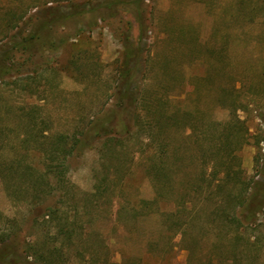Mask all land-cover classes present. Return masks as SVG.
Here are the masks:
<instances>
[{
  "label": "rangeland",
  "instance_id": "374dc122",
  "mask_svg": "<svg viewBox=\"0 0 264 264\" xmlns=\"http://www.w3.org/2000/svg\"><path fill=\"white\" fill-rule=\"evenodd\" d=\"M29 33L39 35L30 52L8 54ZM0 59L14 66L0 80V254L9 256L0 264H43L24 249L47 239L62 248L55 264H264V211L251 234L256 246L241 257L212 213L229 201L199 203L203 154L216 122L231 115L244 121L235 162L248 199L264 202V0H0ZM121 102L135 109L130 132L105 134ZM159 106L189 111L179 117L190 124L171 130L174 191L146 207L156 199L155 158L150 122L140 117ZM32 109L46 133L88 144L68 158L67 183L49 174L51 196L34 201L46 158L19 157L18 147L34 125L19 117ZM22 158L34 174L10 164ZM185 192L188 209L168 220ZM54 206L60 220L44 222Z\"/></svg>",
  "mask_w": 264,
  "mask_h": 264
},
{
  "label": "trees",
  "instance_id": "16d2710c",
  "mask_svg": "<svg viewBox=\"0 0 264 264\" xmlns=\"http://www.w3.org/2000/svg\"><path fill=\"white\" fill-rule=\"evenodd\" d=\"M38 36L39 35L35 33L24 35L21 42L15 45L16 47H12L10 51H7L8 54L17 57V52H21L22 54L29 53L31 50V42L38 40ZM5 61V59H0V80L3 75L10 73L14 68V66L7 65ZM19 68L17 67V69L14 70L18 71L20 70ZM120 106L123 108H121V110H115L112 115L110 126L105 130V134H117L119 136L129 134L128 122L135 118V109H127V103L124 102H121ZM179 114H189V111H183L182 109L169 111L166 107L163 108L159 106L144 116V119L140 117L142 124L148 121L150 122L147 130L150 133V141L154 149L152 152L155 158L154 163L151 165L153 168L151 169V178L156 190V199L151 202L144 201L143 205L146 207L150 203L152 204L155 201L159 202L160 199L168 198L169 194H172L174 191V185L170 179L171 175L168 173L170 165L169 159L172 153L171 147L173 144L171 130L182 126L185 127L190 124L189 122H184L185 116L181 118ZM137 117L138 116H136V118ZM2 118L3 117L0 116V120ZM19 119L32 120L34 123L32 127L27 126L24 130V134L21 136L22 140L18 147L24 150L20 153L19 157H27L30 151L33 150L39 151L43 157L46 158L44 164L46 171L41 174V178L39 177L42 182L38 180L36 182V184L39 185L42 183H46V185L44 186L45 188L36 187V193L32 201L38 200L37 198L39 197L51 196L52 187H50L51 184L49 183V174L58 184L63 186L67 183L66 174L68 171V158L73 156L74 153L84 151L85 148L88 147V144L85 142V139L83 140L79 135L70 136L63 132L46 133L49 131V128L39 125V122H42L43 119L41 116H38L36 109H32V111L29 110L25 115H21ZM215 125L218 128V134L213 137L212 145L206 149L203 154L205 168L203 170L202 181H204L206 185L203 189L204 193L202 197H204H201L199 203L201 202V207L203 209L206 205L208 196L211 195H217V198L220 200L224 199L225 201H229L231 205L228 207L222 206L221 203H216L212 213L218 217V220H220L224 227H228L232 230L235 236V242L237 243L235 244L236 250L241 252V254L238 255L244 257L247 254L245 250L248 251L250 249L249 247L251 245L253 246V244L256 246L257 242H252L251 234L256 230L258 215L264 211V202L256 204L249 201L248 193H246L249 187H246L247 184L243 179V172L240 164L235 162L237 152L242 148V145L245 144L244 141H240V138L244 137L241 136L239 138L237 136V133L244 128V121L237 116L234 117L231 115L227 121H217ZM183 155L185 156V152ZM206 157H208L209 161ZM22 159L10 161V164L21 174L28 172L34 174L32 166L26 164L24 159ZM207 172H210L208 176ZM105 181H107V179ZM103 185L104 183H98L96 185L94 191L95 197L103 195ZM208 189L211 190L208 192ZM195 191L196 188L193 192ZM235 191L237 192L236 194L234 193ZM205 193L208 195H205ZM187 197L188 193L185 192L176 199L178 210L168 213V220H174L180 213H183L184 209H188L187 203L191 201L187 200ZM144 206H142L141 210L146 208ZM59 211L57 206L47 208L44 213V222L53 223L60 220L61 215H59ZM178 219L182 220V217ZM179 222L182 223L181 221ZM61 231L64 232V235L69 241L73 239L72 231L63 230V228ZM47 241L48 242L45 243H39L37 241L29 243L24 249V251L27 252V257L34 256L36 260L43 262V264H55V260L59 259L61 256L62 248L57 245L58 243L52 245L50 240L47 239ZM5 257L6 256L3 257L0 254V259L7 261L9 256Z\"/></svg>",
  "mask_w": 264,
  "mask_h": 264
}]
</instances>
